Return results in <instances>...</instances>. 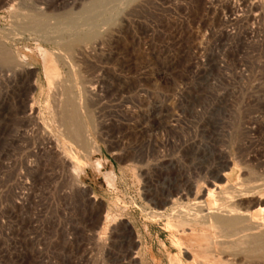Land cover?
<instances>
[{"label":"rangeland","instance_id":"1","mask_svg":"<svg viewBox=\"0 0 264 264\" xmlns=\"http://www.w3.org/2000/svg\"><path fill=\"white\" fill-rule=\"evenodd\" d=\"M248 1L0 0L19 60L0 62V264H264V246L178 230L151 202L215 171L264 196V0ZM63 106L91 138L75 150L84 192L47 141L74 146Z\"/></svg>","mask_w":264,"mask_h":264},{"label":"bare ground","instance_id":"2","mask_svg":"<svg viewBox=\"0 0 264 264\" xmlns=\"http://www.w3.org/2000/svg\"><path fill=\"white\" fill-rule=\"evenodd\" d=\"M254 5H253V3H250L248 0H237V3H234V2L230 3L228 5V7L230 8L231 11H236L237 9L239 10L240 6L250 7V9H251L252 7H254ZM259 5H260V3H259ZM15 9H16V7H15ZM259 9H260V7H259ZM256 13H257V11H256ZM250 21L253 22L252 20H250ZM94 34L89 33L88 36H87V34H86V36L88 38H92L94 36ZM87 40H89V39H87ZM83 41H84V39H83ZM74 43H75V41H74ZM83 47H85V46H83ZM86 48H84V49L86 50ZM18 61L19 60L15 59L12 56V54H10V52L6 51L3 47L0 46V62L2 64L10 67V66H14V64L15 65L18 64ZM48 83L51 84L49 77H48ZM83 96H84V94H83ZM24 100H25V98H24ZM65 103L66 102H64V104ZM24 105H22V106L24 107ZM32 105L27 107L28 111H29V115L31 113H33ZM58 105H60V104H58ZM64 106L61 110H57V108H56V111H55L53 109V111L55 112V116L53 115L55 120L53 119V121H55V123L57 122L56 124H58L57 125L58 127L62 126L63 136L65 137V139L71 141V143H72L71 145H74V146H67V148L64 149L63 146L61 144L59 145L58 142L55 140V138L52 137L51 135H49L47 137V141H48V143L55 145L52 147L54 149L52 152L56 153L57 160L60 164L59 167L60 166L62 168L70 167L68 172L66 173V175L68 176L67 178H69L71 181L72 188L76 191H83L84 192L86 190V187L79 181L78 178L80 177V174H79L80 171L83 170L84 167L86 166V164H88V163H86L84 159H83L84 161L79 159L76 156L75 150L85 149L86 147H88V144L90 143L91 138H89V136L86 132V129L83 128L84 130L82 131V128H81L82 126L80 127V124L77 123V120H76L77 117H76L75 112L73 113V111H72V113H69L64 108ZM61 107H62V105H61ZM175 107H176V105H175ZM172 121H174V120H172ZM49 146H51V145H49ZM55 153H54V155H55ZM84 154H87V153L85 152ZM220 158L223 162H225L224 164H226V163H228V161H230V158H228L224 155H220ZM262 168H264V167H262ZM61 170H63V169H61ZM63 173H65V170ZM66 175H64V176H66ZM213 178H214V181L212 180V181H209L207 183H205L206 181L205 182L202 181L203 182L202 184H201V182L199 184H197L196 182H195V184L185 182L184 187H182V189L179 188L180 191H177L178 189L176 190L177 196L174 199L169 198L170 197L169 195L171 193L168 195L169 196L168 198H165V197L164 198H154V199L151 198L152 199L151 202L157 207H161L166 203H171V206H170L171 211L170 212L166 213L165 212L166 209L163 210L164 209L163 208V209H161L163 211H160L159 209H158L159 211H156V209H155V211H153L154 212L153 214L158 215V217H160V218L164 217L168 221L174 220L173 224L175 226H178V228H176V229L179 230V227L181 228V231H185V229H187L190 232V234H194L196 227H197V229L199 227L200 230L201 229H203V230L204 229H213V230L216 229L217 231L223 232V234L229 235L228 237L232 238L233 243H235L237 241H242L243 239L246 240L247 245H248V250L263 247L264 246V229L262 230L259 227L261 225H264V217L262 218L261 222L254 220L253 215H254L255 211L254 212L251 211V208H253L255 206H259L260 203L262 201H264V196H260V195L258 196L257 193L259 191L256 192L257 189L255 190L254 187L253 188L249 187V186L245 187L244 184H242L240 182L233 183L232 179H234V178L232 177V174H226L224 172L222 173L221 171H215ZM217 180H219V181L225 180V182H228L230 186L225 184L226 186L223 185L224 187H221L219 184L216 183ZM240 180L242 181V179H240ZM249 183H250V181H249ZM260 188H261V186H260ZM191 194H194V197L190 199L189 196ZM172 197H175V196H172ZM259 208H261V207H259ZM258 213H260V212H258ZM116 222H117V219H116ZM118 224L120 225V228L123 230V232L126 233L128 239L130 240V241L129 240L128 241L130 242V247H131L134 242L130 238V234L127 230L126 224L122 223L121 221L118 222ZM115 226L117 227V225H115ZM114 230H117V229L115 228ZM188 237H189V235H188ZM183 238H186V237H183ZM206 249H208V248H206ZM248 253H249V251H248ZM136 258H138L137 255L132 256L130 258L131 262H129V263L135 264L134 261ZM258 258H260V257H258Z\"/></svg>","mask_w":264,"mask_h":264}]
</instances>
